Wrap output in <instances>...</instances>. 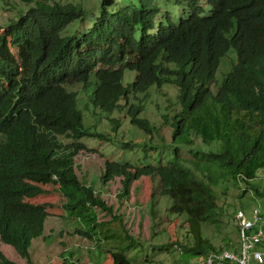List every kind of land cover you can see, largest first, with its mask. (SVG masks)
I'll return each mask as SVG.
<instances>
[{
	"label": "trees",
	"instance_id": "16d2710c",
	"mask_svg": "<svg viewBox=\"0 0 264 264\" xmlns=\"http://www.w3.org/2000/svg\"><path fill=\"white\" fill-rule=\"evenodd\" d=\"M18 1L25 9L18 11L17 23L9 21V40L0 35V244L30 263L29 248L44 232L49 205L26 201L45 191L24 179L53 178L84 196L63 205L84 228L77 234L95 239L99 249L113 255V264H132L121 254L138 240L102 199L101 189L94 191L93 181L78 178L72 159L84 148L79 139L110 142L120 116L151 139L156 129L144 103L151 90L166 86L175 89L178 107L168 106L161 115L170 135L163 143L166 162L158 157L149 164L147 155L156 147L148 141L141 145L143 166L107 160L100 181L120 178L117 200L122 201L133 180L149 178L156 190L150 211L161 199L168 216L183 218L187 232L180 248L192 263L232 249L226 237L223 247H215L203 229L223 224L228 211L222 198L229 190H241L238 198L247 192L264 198L255 185L264 171V0H181L188 16L177 23L160 12L156 0L124 7L100 0L98 16L70 36L63 32L85 19V9L54 0ZM229 55V70H220L218 82L215 74ZM90 86L88 99L73 90ZM83 102L104 115L108 128L96 132L83 126L78 108ZM137 145L121 144L124 151ZM96 209L111 220L99 222ZM261 242L264 249V238ZM66 254L63 264H82ZM0 264L17 263L0 251Z\"/></svg>",
	"mask_w": 264,
	"mask_h": 264
},
{
	"label": "rangeland",
	"instance_id": "374dc122",
	"mask_svg": "<svg viewBox=\"0 0 264 264\" xmlns=\"http://www.w3.org/2000/svg\"><path fill=\"white\" fill-rule=\"evenodd\" d=\"M16 1L17 3H15ZM54 1L61 5L72 4L74 6H80L88 12L81 23L76 22L69 25L63 32V36L75 35L85 30L86 26H89L86 20H93L94 17L92 16H98L100 11V0ZM3 2L6 5L0 7V35L9 40V32L12 27L9 21L12 20L17 23V16L20 9L24 10L25 6L18 0H9L8 2L3 0ZM114 2L117 7H124L128 5L136 6L138 0H114ZM156 5L162 14H165L164 11H167L175 23L188 16V10L181 0L180 3H177L175 0H156ZM201 6H206L207 11L210 10V7L204 2L201 3ZM158 17H160V13ZM232 55L227 56L224 62L221 61L222 65L220 64L221 67L219 66L215 74L216 81L219 82L223 75V72L220 73V70H223L224 74L229 70L227 64L232 60ZM128 75L133 76V73H129ZM210 88L215 89V82L210 85ZM73 90L79 91V98L83 97L88 99L93 91V86L85 90L75 87ZM175 95V89L167 88L166 86L158 90H151V93H149L144 106L150 116L146 118L156 129L151 139H149V136H145L129 126L128 120L120 116L121 126L110 142L85 137L76 141L84 147L72 159L73 168L78 178L86 182V184L93 181L94 191L101 189L102 199L107 205L114 208L116 214L118 213L122 216L125 228H127L132 237L138 240L132 250L121 254L132 264H191L193 261L180 248V244L184 243L187 232L183 218L168 216L165 211L167 202L161 199L157 200L153 212L150 211V196L152 192L156 193V190L153 191L149 178L141 177L138 180H133L129 185L128 196L122 201L117 200L121 186L120 178H115L112 182L106 184L100 181L101 171L107 160L118 162L124 160L123 162L133 167L143 166L141 162L142 158H140L143 152L141 145L148 141L156 147L155 150L149 152L147 155L149 164L155 165L158 157H161L160 159L166 162L164 158L169 156V152H166L167 148L163 146V143L169 142L170 135L168 128L161 119V115L166 113L165 109L168 106L178 109ZM84 103L86 102L78 105V108L83 111V126L91 131L103 132L104 129L108 128L103 118L104 115L101 116L99 110L93 109L91 105L88 108L84 107ZM93 111L94 116L92 114ZM140 116L144 117L146 113ZM62 141L64 144H69L64 139ZM127 141L138 145L133 148V151H124L122 150L123 146L121 144ZM258 178L255 181V185L258 187L259 192H263L264 171L258 174ZM24 180L39 186L45 191L44 194L26 199V201L29 203H46L49 205L46 210L49 217L46 219L44 232L42 236L32 240V246L29 248V264H63V257L67 256L66 252L72 254L71 259L73 261H78L82 264H113V255L103 249H99L95 239L89 241L77 234V232L84 228L79 224L78 220L70 219L63 209V205L68 198L82 200L84 198L82 194L75 193L69 187L59 186L53 178H25ZM240 191L229 190L226 198H222L223 207H225L223 210L231 213V217H225L226 214L228 215L227 212L221 218L223 224L218 229H215V227H205L203 229L206 238L215 247H223L222 240L226 237L233 246L229 250L238 252L239 243L236 232L234 231V222L231 223V221H233L238 210H242L247 217H250L251 211L256 204H264V198L258 199L250 192L242 194L241 198H238L241 195ZM95 211L99 222L111 220V215L97 209ZM261 250L264 252V249ZM0 251L7 259L17 264H28L25 260L19 258L10 246L0 244ZM230 264H234V262H230Z\"/></svg>",
	"mask_w": 264,
	"mask_h": 264
},
{
	"label": "built area",
	"instance_id": "2783aa9c",
	"mask_svg": "<svg viewBox=\"0 0 264 264\" xmlns=\"http://www.w3.org/2000/svg\"><path fill=\"white\" fill-rule=\"evenodd\" d=\"M239 251L223 250L206 254L201 261L191 264H226L227 261L235 264H264V252L259 243L264 238V204H256L247 217L242 210L234 216Z\"/></svg>",
	"mask_w": 264,
	"mask_h": 264
}]
</instances>
